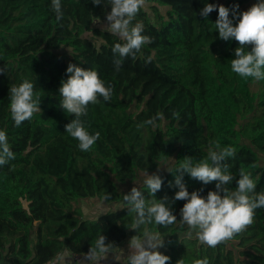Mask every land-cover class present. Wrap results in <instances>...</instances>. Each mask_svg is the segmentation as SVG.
<instances>
[{
  "label": "trees",
  "instance_id": "obj_1",
  "mask_svg": "<svg viewBox=\"0 0 264 264\" xmlns=\"http://www.w3.org/2000/svg\"><path fill=\"white\" fill-rule=\"evenodd\" d=\"M258 0H147L136 20L152 38L136 59L123 61L116 71L112 48L123 43L95 23L106 21L110 5L92 0H61L64 13L56 20L52 0H0V130H4L15 159L0 167V264H48L64 251L87 253L103 234L111 247L126 238L159 232L170 257L167 264H264V208L254 223L233 239L211 248L196 231L181 222L186 201L170 204L177 221L132 229L135 213L124 195L133 187L148 197L140 174L162 178L157 200H169L178 188L175 168L186 157L207 158L213 141L236 149L229 159L235 190L243 170L251 173L256 193H264V80H245L231 70L239 43L219 38L217 10L200 15L206 3L248 10ZM251 45L246 51H251ZM69 49V54L59 49ZM151 61L146 63L148 58ZM94 69L113 86L110 101L89 105L82 117L91 133L100 132L92 150L82 152L65 132L74 116L61 107L59 88L68 78V65ZM33 82L41 111L16 127L10 113L11 86ZM153 120L152 124L146 121ZM171 170V171H169ZM188 191L207 197L215 182L184 175ZM138 184L132 188L126 185ZM123 188V190H122ZM110 194V199H104ZM119 203L94 218L83 217L79 199ZM109 264H127L119 260Z\"/></svg>",
  "mask_w": 264,
  "mask_h": 264
},
{
  "label": "clouds",
  "instance_id": "obj_2",
  "mask_svg": "<svg viewBox=\"0 0 264 264\" xmlns=\"http://www.w3.org/2000/svg\"><path fill=\"white\" fill-rule=\"evenodd\" d=\"M93 5H110V12L106 13V26L102 30L118 36L123 43H116L112 48L115 70L120 71L123 61L127 58L136 59L141 49L150 43L152 38L144 34L142 22H135L137 15L147 6V0H92ZM218 7V18L215 29L219 38L225 41L234 39L239 43L235 49V58L231 60V70L241 78H252L256 81L264 80V0H258L248 10L237 13L238 5L232 9L233 18L239 15L237 23L229 18V8L206 3L200 10V15L207 18ZM52 9L56 20L63 18L61 0H52ZM251 45V51H246ZM149 57L146 63L150 62ZM6 66L0 67V73H6ZM69 74L62 81L59 88L60 107L74 118L65 125V132L78 141V148L82 152L92 150L100 139V132L94 134L88 130L86 117L89 105L99 104L100 98L110 101L113 96V86L106 85L94 69H86L70 63L66 69ZM33 82L24 80L18 86L13 85L10 93V113L16 127L25 121H30L34 114L41 111V98L34 91ZM152 124L153 120L146 121ZM236 149L232 146H221L219 141H213L207 152V158L193 162L186 157L175 168L174 185L178 191L169 200L165 195L157 200L155 194L162 189V178L153 173L147 174L144 184L148 190V197L137 187H133L129 194L124 195V201L129 205L128 211L135 213L132 229L139 230L141 226L155 223L167 227L177 221L176 215L170 207L175 201H186L181 208V222L196 231L198 240L211 248L233 239L237 234L245 231L255 221L256 210L264 208V193H256V182L251 173L243 170L236 180L235 190L230 185L235 176L229 170V159H234ZM15 159V154L8 142L7 134L0 130V167ZM171 171V170H169ZM202 182L204 185L215 182V191H209L207 197L199 191H188L184 182V175ZM104 199H110V194ZM101 234L84 254L80 264H100L107 259L112 251L110 243ZM131 249L127 257V264H167L170 257L158 251L164 247L163 236L159 232L144 229L143 236H133L129 242ZM195 264H209L208 260H197Z\"/></svg>",
  "mask_w": 264,
  "mask_h": 264
},
{
  "label": "rangeland",
  "instance_id": "obj_3",
  "mask_svg": "<svg viewBox=\"0 0 264 264\" xmlns=\"http://www.w3.org/2000/svg\"><path fill=\"white\" fill-rule=\"evenodd\" d=\"M99 24L100 26H106L107 21H97L95 22ZM59 53L69 54V49L67 48H61L58 51ZM261 161L264 163V155L261 154ZM147 174H140L139 178H146ZM134 185H125V188L133 187L138 184L137 181L133 182ZM123 190V188H122ZM74 205L79 207L82 211L83 217L88 218H94L99 214H104L108 210H117L120 207L119 203H106L102 200L96 199V198H85V199H79L76 202H74ZM142 238V237H140ZM131 238H126L123 242L116 244L114 247H112V251L108 254L107 259H102L100 261V264H109L111 261L119 260L121 262H125L128 255L131 253V249L129 247V242ZM53 264V263H52ZM68 264H80V262H73L71 258L69 259Z\"/></svg>",
  "mask_w": 264,
  "mask_h": 264
},
{
  "label": "crops",
  "instance_id": "obj_4",
  "mask_svg": "<svg viewBox=\"0 0 264 264\" xmlns=\"http://www.w3.org/2000/svg\"><path fill=\"white\" fill-rule=\"evenodd\" d=\"M71 258V253L68 251H64L59 256H57L55 259H53L48 264H68L69 259Z\"/></svg>",
  "mask_w": 264,
  "mask_h": 264
},
{
  "label": "built area",
  "instance_id": "obj_5",
  "mask_svg": "<svg viewBox=\"0 0 264 264\" xmlns=\"http://www.w3.org/2000/svg\"><path fill=\"white\" fill-rule=\"evenodd\" d=\"M84 254L85 253H82V254H73V253H71V260L73 261V262H78L79 263V261H82V260H84Z\"/></svg>",
  "mask_w": 264,
  "mask_h": 264
}]
</instances>
